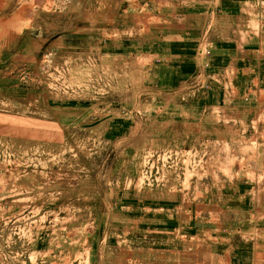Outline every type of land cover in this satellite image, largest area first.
<instances>
[{
	"label": "rangeland",
	"instance_id": "rangeland-1",
	"mask_svg": "<svg viewBox=\"0 0 264 264\" xmlns=\"http://www.w3.org/2000/svg\"><path fill=\"white\" fill-rule=\"evenodd\" d=\"M229 3L0 0V264H264L249 243L226 241L237 217L207 211L229 180L243 184L224 199V212L243 218L251 197L264 200V177L243 172L264 169L253 160L264 146L246 144L251 132L239 117L208 99L205 131L185 147L155 144L148 133L136 140L132 126L128 140L114 144L103 124L118 101L128 110L154 105L149 76L164 67L166 44L184 37L204 60L213 58L210 47L228 23L204 21L231 14ZM173 11L189 17L186 31L171 26ZM149 52L158 55L151 63L142 56ZM216 68L200 69L206 98L218 87ZM22 81L32 98L45 96L41 114L11 109L6 84ZM228 101L221 105H234ZM55 103L94 113L81 127L59 128ZM170 185L173 206L187 208L188 228L147 221L163 219L157 209ZM197 223L205 227L197 231Z\"/></svg>",
	"mask_w": 264,
	"mask_h": 264
},
{
	"label": "crops",
	"instance_id": "crops-1",
	"mask_svg": "<svg viewBox=\"0 0 264 264\" xmlns=\"http://www.w3.org/2000/svg\"><path fill=\"white\" fill-rule=\"evenodd\" d=\"M224 2L231 3L228 8L232 11L231 14L215 13L214 18L211 15L204 21L205 23L209 21L208 25L214 21L213 28L221 21L228 23L223 27L226 30L221 37L223 40L213 43L210 47L211 50L217 51L215 56L204 60V57L198 53L199 44L198 46L190 44L189 41L183 39L184 37L179 41L166 44L163 49L161 48L164 51V67L149 76V81L152 83L150 93L156 99L154 105L152 102L151 105L133 106L131 110H128L120 105L122 102H116L115 105L118 108L115 112L116 116L103 123L107 124L106 133L110 136L108 141L114 144L125 142L128 140V133L132 126V130L136 133L133 134L136 140L138 136L141 139L144 134L148 133V137L155 144L161 143L165 147L189 146L198 141L199 135L205 131V113L210 108L206 106V103L208 104L211 100L217 103L218 106L215 109H218V112L232 114L242 120L241 123L245 125L244 129L251 132L245 140L247 145L264 146V0H224ZM173 12L171 17L175 20L172 21L171 26L181 30L180 32L186 31L190 24L189 17L177 15L178 11ZM199 24L201 23L196 22V26ZM215 34L218 33L215 32ZM142 56L151 63L158 55L149 52ZM243 61L245 62L241 64ZM205 64L207 67L217 64L211 78L217 82L218 87L210 98L204 95V87L201 83L205 78L199 73ZM240 67L243 68L240 69ZM6 85L5 92L9 95L8 101L12 110L19 106L23 113L29 112L32 108L37 114L45 111V96L34 94L32 98L27 83L11 82ZM16 89H19V93L14 95L16 93L13 91ZM228 99L231 100L228 102L234 105H221ZM55 105L54 108L50 107V110H53L52 114L56 117V123L53 124L59 128L81 127L88 120L87 114L94 113L93 108L85 109L79 106L65 108L61 104L58 106V103ZM13 111L19 110L14 109ZM99 112L101 111L98 108V115ZM131 114L134 116H129ZM147 114L150 116L146 117ZM97 119L100 117L94 118L93 121ZM253 160L264 165V152L254 153ZM243 172L261 173L258 177H264V169H257L254 172L243 170ZM242 184L237 179L224 181L217 191L218 202L207 209V211H212L208 215L211 214L220 220L228 214L230 221L232 217H237L236 221H233L236 226L233 231L235 235L231 237L227 231L226 241L249 243V250H252L253 255L264 258V200L258 202L251 197L249 211L245 212L246 214L243 212V218L238 217L239 213L236 210H230L231 213L224 212L228 210V207H225L228 201L224 199L227 200L234 196V192H240ZM173 194H175L173 186L170 185V198L164 199L165 208L157 209L160 211L157 214H164L163 219L156 217L153 220L149 219L147 221L150 225L167 226L173 225L175 221L181 229L188 228L187 208L182 203L180 206H173ZM198 206L203 205L198 204ZM162 210L163 213H161ZM260 219L262 220L259 221ZM196 226L197 231L205 227L202 223H197ZM219 231L225 232L226 230L220 229ZM230 248L233 250L234 247L230 246Z\"/></svg>",
	"mask_w": 264,
	"mask_h": 264
}]
</instances>
